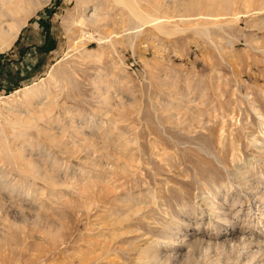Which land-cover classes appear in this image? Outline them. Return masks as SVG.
Wrapping results in <instances>:
<instances>
[{
  "label": "rangeland",
  "instance_id": "374dc122",
  "mask_svg": "<svg viewBox=\"0 0 264 264\" xmlns=\"http://www.w3.org/2000/svg\"><path fill=\"white\" fill-rule=\"evenodd\" d=\"M10 1L0 264H264V0Z\"/></svg>",
  "mask_w": 264,
  "mask_h": 264
},
{
  "label": "bare ground",
  "instance_id": "6f19581e",
  "mask_svg": "<svg viewBox=\"0 0 264 264\" xmlns=\"http://www.w3.org/2000/svg\"><path fill=\"white\" fill-rule=\"evenodd\" d=\"M25 0H15V1H13V0H11L9 3H11L10 5H7L8 6V8L11 10L13 7H15V3H16V5L17 4H19V2H24ZM4 2H6V1H4ZM7 3V2H6ZM14 4V5H13ZM94 14V13H93ZM0 16H2V15H0ZM90 16H93L92 14L90 15ZM89 16V17H90ZM94 17V16H93ZM4 18V17H3ZM4 20V19H3ZM2 20L0 19V27H2L3 26V24H2Z\"/></svg>",
  "mask_w": 264,
  "mask_h": 264
}]
</instances>
